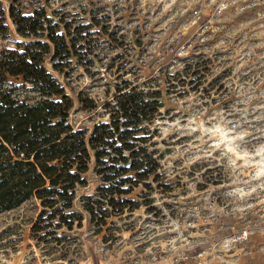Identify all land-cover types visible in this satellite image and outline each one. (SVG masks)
Returning a JSON list of instances; mask_svg holds the SVG:
<instances>
[{"label":"rangeland","instance_id":"1","mask_svg":"<svg viewBox=\"0 0 264 264\" xmlns=\"http://www.w3.org/2000/svg\"><path fill=\"white\" fill-rule=\"evenodd\" d=\"M1 2L7 12L14 4L23 14L44 9L55 20L95 16V28L112 34L97 42L90 69L75 62L69 78L55 72L69 81L75 128L108 120L103 105L124 79L144 85L161 68L172 73L195 58L209 60V71L182 95L166 94L169 84L162 83L154 140L166 185L127 195L151 198L156 209H110L107 224L98 226L82 200L98 195L101 184L92 163L69 210L83 216L80 225L57 228L49 219L54 211L37 198L0 214V264H264V0ZM8 23L14 45L23 38ZM79 91L98 107L83 108Z\"/></svg>","mask_w":264,"mask_h":264},{"label":"trees","instance_id":"2","mask_svg":"<svg viewBox=\"0 0 264 264\" xmlns=\"http://www.w3.org/2000/svg\"><path fill=\"white\" fill-rule=\"evenodd\" d=\"M71 17L60 14L55 20L44 9L23 14L14 4L7 12L0 0V214L37 198L54 211L49 219L58 220L57 228L70 229L82 222V215L69 210L77 189L88 185L85 174L92 163L101 184L98 195L82 200L98 226L107 224L110 209L115 215L142 205L156 209L151 198L140 201L127 195L139 186L151 192L166 185L164 155L154 140L159 129L155 123L165 106L162 83L169 84L166 94L177 89L182 95L185 87L202 85L209 71V60L195 58L172 73L161 68L159 76L144 85L124 79L103 105L109 119L90 130L75 128L69 81L63 83L55 72L69 78L75 62L90 69L97 42L112 34L107 26L95 28V16L90 22L78 14ZM9 18L23 38L14 45ZM78 101L85 109L98 107L96 99L85 98L82 91Z\"/></svg>","mask_w":264,"mask_h":264}]
</instances>
